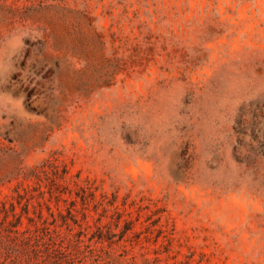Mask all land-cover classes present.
Listing matches in <instances>:
<instances>
[{
  "label": "rangeland",
  "instance_id": "rangeland-1",
  "mask_svg": "<svg viewBox=\"0 0 264 264\" xmlns=\"http://www.w3.org/2000/svg\"><path fill=\"white\" fill-rule=\"evenodd\" d=\"M0 264H264V0H0Z\"/></svg>",
  "mask_w": 264,
  "mask_h": 264
}]
</instances>
